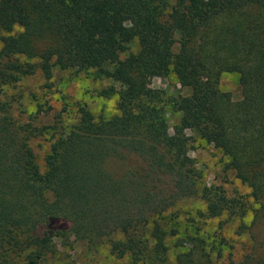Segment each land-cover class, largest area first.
<instances>
[{"label": "trees", "instance_id": "obj_1", "mask_svg": "<svg viewBox=\"0 0 264 264\" xmlns=\"http://www.w3.org/2000/svg\"><path fill=\"white\" fill-rule=\"evenodd\" d=\"M55 66L93 69L121 87L98 91L117 97L110 117L78 104L76 121L52 133L42 169L30 141L48 126L15 117L5 89L36 73L49 86ZM169 70L189 94L145 86ZM223 72L238 75V99L219 89ZM166 106L180 112L172 131ZM186 130L226 157L264 215V0H0V264H37L55 238L166 264L176 231L164 212L192 196L209 216L243 218L246 199L200 185ZM26 247L22 262L10 261ZM239 264H264V251Z\"/></svg>", "mask_w": 264, "mask_h": 264}, {"label": "rangeland", "instance_id": "obj_2", "mask_svg": "<svg viewBox=\"0 0 264 264\" xmlns=\"http://www.w3.org/2000/svg\"><path fill=\"white\" fill-rule=\"evenodd\" d=\"M130 47L134 50L136 41ZM173 49L177 51V43ZM50 83L51 85L45 86L43 77L36 73L21 78L15 85L5 89L15 117L38 126H48L44 134L33 137L30 141L36 161L42 169L43 157L49 148L52 133L57 134L60 127L68 128L76 121L78 104L85 103L96 119L110 117L117 112V97L100 96L98 91L109 85L121 87L112 78L96 77L93 69L77 70L58 66L53 68ZM144 84L149 88L162 89L168 95L190 93L188 87L180 85L172 70L164 76L146 75ZM218 86L221 91L228 92L232 100L239 98L236 73H221ZM38 102L45 103L46 111L40 110L37 113ZM32 115L35 118L32 119ZM166 117L172 131L180 112L166 106ZM185 140L188 145L187 153L201 173L200 185L213 184L228 197L241 196L248 201L249 210L243 218L227 212L209 216L206 201L200 196L178 201L164 212L162 219L168 233L171 229L176 231L166 237V264H182L177 260L179 253L184 255L188 264H195L200 260V264H239L251 253L258 256V253L264 251V215L254 211L259 202L250 195V187L242 183L232 169L226 167V157L212 144L191 130H186ZM33 250L32 247H26L18 253L9 254L8 258L13 262H22ZM151 260L132 262L128 256L111 254L103 243L55 238L51 247L42 252L37 264H159L157 260Z\"/></svg>", "mask_w": 264, "mask_h": 264}]
</instances>
